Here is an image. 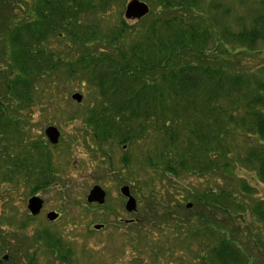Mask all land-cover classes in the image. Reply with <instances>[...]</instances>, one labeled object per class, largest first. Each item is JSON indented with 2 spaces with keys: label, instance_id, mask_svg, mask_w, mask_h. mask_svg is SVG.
<instances>
[{
  "label": "trees",
  "instance_id": "16d2710c",
  "mask_svg": "<svg viewBox=\"0 0 264 264\" xmlns=\"http://www.w3.org/2000/svg\"><path fill=\"white\" fill-rule=\"evenodd\" d=\"M119 1L128 2L0 0V179L30 181L31 170L40 186L51 178L48 151L53 146L32 139L20 113L37 99V84L49 79L54 85L62 70L66 78L81 77L82 88L92 85L99 91L98 105L86 118L97 144H153L146 151L147 165L183 188L182 197L178 187L166 188L161 207L149 196L132 223L140 242L152 243L139 223L146 219L153 223L150 230L160 233L162 225L171 224L183 243L196 239L203 246L196 264L259 263L264 243L251 236L260 246L258 254L244 251L241 228L249 208L256 221L264 222V202L257 203L254 190L234 174L239 165L251 166L264 182V66L244 69L241 52L228 45L239 42L253 49L264 44V1L251 25L230 35L228 30L218 36L205 29L199 6L206 0H142L152 6L149 15L133 26L123 20L106 35L98 21L85 20L90 10L108 17ZM211 6L220 5L211 1ZM59 44L70 52L57 49ZM17 133L26 135L29 144L13 154L12 142H7ZM240 141L248 145L244 157L237 151ZM186 175L212 178L216 187L191 192L192 185L179 182ZM155 192L154 187L151 194ZM158 208L162 215L156 217ZM1 235L0 248L11 253L0 264H35L27 247L12 245ZM53 236L39 234V239L47 238L53 256L67 264L70 250Z\"/></svg>",
  "mask_w": 264,
  "mask_h": 264
},
{
  "label": "rangeland",
  "instance_id": "374dc122",
  "mask_svg": "<svg viewBox=\"0 0 264 264\" xmlns=\"http://www.w3.org/2000/svg\"><path fill=\"white\" fill-rule=\"evenodd\" d=\"M211 1L220 5L218 9L212 8ZM263 1L206 0L199 6L205 18L203 25L211 34L218 36L227 30L229 35L236 33L243 26L249 27L253 16L262 12ZM121 3L119 1L116 7L114 6L108 17H103L102 13L103 19L96 17L97 12L90 10L91 13L85 20L98 21L102 35H106L110 29L117 28L124 21L128 26L137 24L140 20L125 17L127 1L124 5ZM127 40L130 41V38ZM240 44L230 42L228 46L236 52H241L240 65H243L244 69L252 72L264 66L263 43H258L253 49ZM58 46L57 49L68 51V47ZM64 74L61 70L56 76L60 77V80L54 85L49 79L37 84V99L20 113V120L24 121L23 127L30 132L32 139L47 140L44 131L50 125L58 128L61 136L59 142L51 145L53 147L48 151L49 155L51 154V178L45 185L40 186L37 180H34L38 178L35 177L34 170H31V175L34 176L30 181L22 177L19 180L12 178L10 182L4 183V179H0V235L12 245L19 243L23 250L27 247L29 253L36 256L35 264H62L50 251L47 238L46 242H43L39 239V234L45 237L54 235V238L59 239L60 245L70 250L71 258L67 264H196V257L203 246L196 239L191 240V245L183 243V236L176 233L171 224L162 225V232L158 233L155 227L150 230L153 223L148 224L145 219L139 223L143 224V233L148 231L152 243L148 245L145 241L138 240L137 234L132 230V223L137 221L138 211L146 205L149 196L153 195L157 206L161 207L160 202H163L166 196V188L174 187L172 190L177 191L179 186L173 185L161 171L154 172L147 165L146 151L151 150L153 144L131 147L120 146L111 141L97 144L86 118L92 106L98 105L96 100L99 91L92 85L82 88L80 83L83 79L79 76L66 78ZM74 93H81V102L72 98ZM18 135L7 142H12L10 151L13 154H18L26 148V135ZM250 139H253V136ZM239 143L240 148L237 151L244 157L249 151L248 145L241 141ZM26 144H29L28 140ZM234 175L237 180L244 179L254 190L252 195L257 203L264 202V182L251 166H237ZM179 178L181 184L193 186H189L191 192L201 193L210 185L216 187L214 179L210 182L209 179L212 178L209 177L195 179L186 175ZM96 185L106 192L104 204L87 201V196ZM125 185L129 186L137 201L136 212H128L125 208L127 198L121 193V187ZM234 186L238 187V182L234 181ZM154 187L156 192L151 194ZM183 192L180 187L176 193L178 197H182L180 194ZM33 196L40 197L44 204L36 216L30 215L28 210V199ZM156 210V217L162 215L161 208ZM49 211L59 213V218L49 221L46 216ZM148 211L150 212V209ZM243 215L245 223L242 224L241 235L245 243L241 246L246 252L258 254L260 246L256 248L251 236L264 243V222L256 221L250 208ZM143 216L144 213L140 219L143 220ZM160 223L158 219L156 226ZM95 225L102 227L97 229ZM3 231L10 232V237L3 234ZM167 232L168 235H165ZM174 235L178 237H173ZM10 253L4 247L0 248V261L4 255ZM262 258L259 257V263L253 264H264Z\"/></svg>",
  "mask_w": 264,
  "mask_h": 264
},
{
  "label": "water",
  "instance_id": "95a60500",
  "mask_svg": "<svg viewBox=\"0 0 264 264\" xmlns=\"http://www.w3.org/2000/svg\"><path fill=\"white\" fill-rule=\"evenodd\" d=\"M150 11V7L146 2L141 0H130L126 5L125 17L127 19H141L146 16ZM72 98L78 102L82 101V95L80 93H74ZM46 135L49 140L56 144L59 140L60 132L55 126H48L45 130ZM121 193L127 198L125 208L128 212H134L137 209V201L132 195L128 185L121 187ZM106 198V192L103 188L96 185L92 188L89 195L87 196V201L89 203H99L104 204ZM189 207L192 204H188ZM43 208V200L38 196H33L28 200V209L32 215H37ZM59 217V213L55 211H50L47 214V218L50 221H55ZM102 225H95V228L100 229ZM8 256L5 257L7 259Z\"/></svg>",
  "mask_w": 264,
  "mask_h": 264
},
{
  "label": "bare ground",
  "instance_id": "6f19581e",
  "mask_svg": "<svg viewBox=\"0 0 264 264\" xmlns=\"http://www.w3.org/2000/svg\"><path fill=\"white\" fill-rule=\"evenodd\" d=\"M132 220H130V222H131Z\"/></svg>",
  "mask_w": 264,
  "mask_h": 264
}]
</instances>
